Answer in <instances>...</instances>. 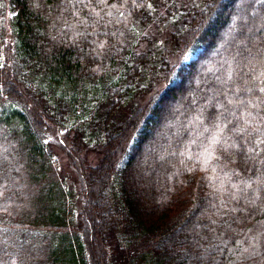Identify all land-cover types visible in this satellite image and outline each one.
<instances>
[{
  "label": "trees",
  "instance_id": "16d2710c",
  "mask_svg": "<svg viewBox=\"0 0 264 264\" xmlns=\"http://www.w3.org/2000/svg\"><path fill=\"white\" fill-rule=\"evenodd\" d=\"M257 1L0 0V264H264ZM50 128L102 154L77 220Z\"/></svg>",
  "mask_w": 264,
  "mask_h": 264
},
{
  "label": "rangeland",
  "instance_id": "374dc122",
  "mask_svg": "<svg viewBox=\"0 0 264 264\" xmlns=\"http://www.w3.org/2000/svg\"><path fill=\"white\" fill-rule=\"evenodd\" d=\"M262 1L263 0H258L257 5L262 3ZM257 5H256L255 11L250 14V16L254 19V22H253L254 25L257 24V27H256L257 29L253 28L254 35H256V33L259 30H262L261 19L264 18V16L262 17V13L259 16H256L255 13H258ZM150 36L152 38V41L155 42L152 44V46L156 45V42H160L163 40L162 35L158 34L154 30L150 31ZM173 61H175V58H173ZM141 100H142V97H137L136 99H134L132 106L124 108L123 110H121V112L119 111L120 120L123 121L126 118L127 114L129 113V111L132 109L133 106L141 107L140 106ZM191 100L192 102H194V97H191ZM177 105H180V104H177ZM47 126L49 127V123L47 124ZM72 137L73 136L71 135L70 142L68 144L67 141L63 139V136L60 130H57L55 128H50L46 141L49 143V147L53 150V153L56 154V157L58 159L60 177L62 179L63 184L65 185L66 189L71 190L73 194L75 195L74 197L76 200L74 199V204H75L74 206H75L76 220H77V213L79 212L78 207H82L80 210L83 212L86 208V203L88 202V201L86 202L87 198H86V188H85V181H84L85 171H84L83 166L88 167V166L97 165L99 163V160H101L102 154L100 150L95 149L92 146H85L81 143L74 142ZM79 215H80V212L78 216ZM91 218H92L91 216L86 215L83 218L84 221L82 223H81V220L79 221L78 227H81V228L85 227V228H88V231H91V228H92ZM94 237H95V234H93V238ZM89 244H91V242H89Z\"/></svg>",
  "mask_w": 264,
  "mask_h": 264
},
{
  "label": "snow or ice",
  "instance_id": "6c2138e0",
  "mask_svg": "<svg viewBox=\"0 0 264 264\" xmlns=\"http://www.w3.org/2000/svg\"><path fill=\"white\" fill-rule=\"evenodd\" d=\"M148 6L151 7L150 4H149ZM261 75L264 76V73H262ZM259 91L262 92V93H264V87H261V88L259 89ZM229 103L231 104L232 101L229 100ZM241 103H243V102L241 101ZM261 121L264 122V117L261 118ZM245 123L247 124V121H246ZM220 127H221L220 125H217V128H220ZM241 131H243V129H241ZM254 131H261V130H259V129H254ZM261 135L264 136V131H261ZM258 142H259L260 144H264V139H260Z\"/></svg>",
  "mask_w": 264,
  "mask_h": 264
}]
</instances>
